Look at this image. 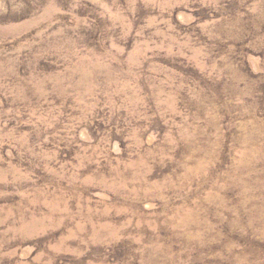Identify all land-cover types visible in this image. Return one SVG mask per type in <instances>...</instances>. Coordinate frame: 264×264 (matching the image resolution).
Instances as JSON below:
<instances>
[{"label":"rangeland","instance_id":"obj_1","mask_svg":"<svg viewBox=\"0 0 264 264\" xmlns=\"http://www.w3.org/2000/svg\"><path fill=\"white\" fill-rule=\"evenodd\" d=\"M0 264H264V0H0Z\"/></svg>","mask_w":264,"mask_h":264}]
</instances>
